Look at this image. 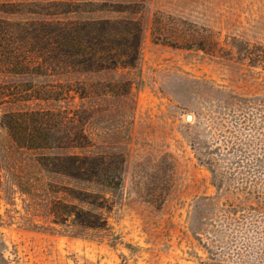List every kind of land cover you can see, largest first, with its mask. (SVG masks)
Here are the masks:
<instances>
[{
	"label": "rangeland",
	"instance_id": "1",
	"mask_svg": "<svg viewBox=\"0 0 264 264\" xmlns=\"http://www.w3.org/2000/svg\"><path fill=\"white\" fill-rule=\"evenodd\" d=\"M134 8L93 15L142 24L134 68L87 77L118 92L0 104V117L88 109L84 152L125 160L120 190L107 194L115 200L108 228L55 224L52 201L75 200L49 183L106 191L48 175L37 152L17 147L0 125V264H264V0ZM207 147L217 149L224 181L200 162Z\"/></svg>",
	"mask_w": 264,
	"mask_h": 264
},
{
	"label": "trees",
	"instance_id": "2",
	"mask_svg": "<svg viewBox=\"0 0 264 264\" xmlns=\"http://www.w3.org/2000/svg\"><path fill=\"white\" fill-rule=\"evenodd\" d=\"M145 0H5L0 2V104L71 103L115 93V85L94 84L87 77L134 68L139 58V20L93 17L96 13L136 10ZM118 94V93H116ZM88 109L17 108L4 112L0 125L17 147L37 152L36 162L50 176L65 177L104 189V192L60 187L51 192L75 202L53 200L55 224L82 229L108 228L107 212L120 190L125 160L117 154L84 152L91 147L85 131ZM208 148V147H207ZM204 149V148H202ZM215 150L200 157L213 177L218 173ZM249 168V166H247ZM220 180V182H221ZM101 211V212H96Z\"/></svg>",
	"mask_w": 264,
	"mask_h": 264
},
{
	"label": "water",
	"instance_id": "3",
	"mask_svg": "<svg viewBox=\"0 0 264 264\" xmlns=\"http://www.w3.org/2000/svg\"><path fill=\"white\" fill-rule=\"evenodd\" d=\"M187 118H188V120H191V116L190 115Z\"/></svg>",
	"mask_w": 264,
	"mask_h": 264
}]
</instances>
